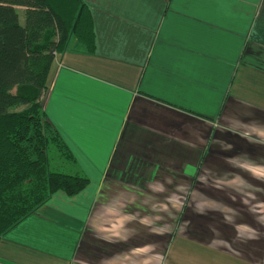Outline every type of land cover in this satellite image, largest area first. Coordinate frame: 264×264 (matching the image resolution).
<instances>
[{
    "label": "crops",
    "instance_id": "obj_1",
    "mask_svg": "<svg viewBox=\"0 0 264 264\" xmlns=\"http://www.w3.org/2000/svg\"><path fill=\"white\" fill-rule=\"evenodd\" d=\"M83 2L93 50L55 54L42 105L88 186L0 264H264V0Z\"/></svg>",
    "mask_w": 264,
    "mask_h": 264
},
{
    "label": "trees",
    "instance_id": "obj_2",
    "mask_svg": "<svg viewBox=\"0 0 264 264\" xmlns=\"http://www.w3.org/2000/svg\"><path fill=\"white\" fill-rule=\"evenodd\" d=\"M73 41L93 50L83 0H0V237L56 192L88 186L42 105L55 54Z\"/></svg>",
    "mask_w": 264,
    "mask_h": 264
},
{
    "label": "rangeland",
    "instance_id": "obj_3",
    "mask_svg": "<svg viewBox=\"0 0 264 264\" xmlns=\"http://www.w3.org/2000/svg\"><path fill=\"white\" fill-rule=\"evenodd\" d=\"M17 10L19 11V15H20V22L22 23L23 21V18H22V11H23V8L21 7H18ZM59 59V58H58ZM187 201V200H186ZM107 218V217H106Z\"/></svg>",
    "mask_w": 264,
    "mask_h": 264
}]
</instances>
